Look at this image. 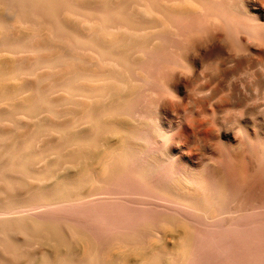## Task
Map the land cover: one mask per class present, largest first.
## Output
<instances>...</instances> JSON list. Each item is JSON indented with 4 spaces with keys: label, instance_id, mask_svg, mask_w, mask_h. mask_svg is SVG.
Segmentation results:
<instances>
[{
    "label": "bare ground",
    "instance_id": "1",
    "mask_svg": "<svg viewBox=\"0 0 264 264\" xmlns=\"http://www.w3.org/2000/svg\"><path fill=\"white\" fill-rule=\"evenodd\" d=\"M0 264H264V0H0Z\"/></svg>",
    "mask_w": 264,
    "mask_h": 264
}]
</instances>
